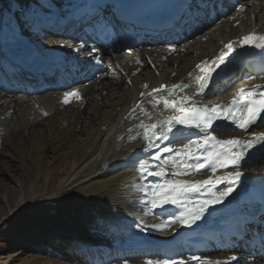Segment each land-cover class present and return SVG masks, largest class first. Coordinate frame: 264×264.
Returning <instances> with one entry per match:
<instances>
[{
	"label": "bare ground",
	"instance_id": "bare-ground-1",
	"mask_svg": "<svg viewBox=\"0 0 264 264\" xmlns=\"http://www.w3.org/2000/svg\"><path fill=\"white\" fill-rule=\"evenodd\" d=\"M14 1L15 0H0V31L3 30L1 34H4L8 40L12 42V46L15 47L17 51L21 49L26 50L28 48L26 51L32 53L30 56L31 61L48 58L50 61L52 60V62H55L64 54L66 58H71L72 55H75V52H73L74 49L71 47V39L68 36L51 35L48 37H40L36 34L32 36L30 42L27 43L28 40H24L20 31L25 28L26 22L34 15L30 14L29 11L40 13L39 11L43 8L51 10L53 6L46 0H28L29 2L25 6L14 3ZM66 1L68 2L69 0ZM71 3L72 2L69 1L65 4L62 7V12L70 10L72 8ZM54 7L57 8L55 12L58 15L62 13L60 9L58 10L57 5H54ZM24 10L28 11L26 12L29 14V17H24ZM231 13L232 14L224 19H219L218 21L212 19L203 23L201 27L198 26L193 28L188 34L177 38L175 41L169 42L168 46L140 50L134 48L135 37L131 35H119L110 44L98 42L99 46L97 49H99V51L96 55L100 56V60H95L91 63L94 67L92 76L86 82H82L85 86L77 85L70 90H78L81 99L69 97V102L64 103V93L69 92L65 90L61 93L59 92L60 90L57 91L55 89L25 93L19 88H0V97L4 98V100L0 102V141L2 145L5 146L9 137L14 135L18 136L17 134L20 135L24 128L28 129L30 132V130L36 126H45V120L53 114L50 113L51 108L61 106L62 109L69 107L73 110H77V105L86 102V99H91L93 103L99 100V98H102L101 103H105L104 97L108 100L109 98L110 100L114 99L108 105V108L101 110V106L100 109L96 107L91 111L92 114L90 116L88 114L90 113L88 108L85 110L86 108L84 109L83 107L80 110V113H84L85 117L86 115L89 116V120L87 122L85 121L86 123L83 122L84 124L81 128V133L84 134V139L80 141L81 146H83V160H81L82 157H80V152L76 150L77 148L75 146H70L66 157L72 156L73 160L68 164L67 170L59 173L54 172L53 174L63 175L66 179L65 181L69 179L72 180L74 175H78L76 176L78 178H83L90 166L92 167L94 165L96 167L99 162H102L105 155L110 152L111 155H109V157H112V160L109 162L107 161L109 166L103 169L104 171L101 172L103 173L102 176L99 175V177L104 178H101L98 187H105L111 182H118L126 178L121 181V184L124 183L123 187L119 188L122 186L120 185L118 188H113L119 189L120 194L122 193V196L119 198L122 204H128L126 208L120 209L116 216L110 219V234L112 235L110 242L112 246L127 251L136 249L141 250L143 248L142 253L145 252L146 254H143L147 255L151 254L150 250L154 245H157L164 253H169L177 248L179 244L183 243L186 247L185 251L191 254V260L187 261V259H183V261H185L186 264H200V261L206 259L193 260L192 257H197L199 252H204L206 249L204 247L205 244L196 243V239L206 237L211 232H217L223 228L226 223L234 224L236 220L243 221L248 216L257 213V203L249 201L248 198L258 193H264V150L252 151L251 155L246 157L245 161L242 162L241 171L244 175L237 184L236 191L222 204L211 206L202 219L191 227L171 223V220L179 214L180 209H178L177 206L165 205L161 207L160 211L155 212L152 210L151 206L147 204V200L142 193L138 192L134 187V185L141 183L140 173L136 165L139 159L145 158L146 154L143 152V149L147 145V141L141 134L142 129L138 126L139 122H154L159 116L160 111H163L165 115L172 114L168 110H164L162 106H158V108L154 110L152 105L148 103L149 97H141L140 94L142 92H150L151 89L158 88L161 84L171 86L173 84H179L182 81L194 87L195 81L194 79H190L188 74L196 69L197 64L202 61L211 63L215 57L219 56L224 45L229 41H236L239 39L241 33H247L253 29L259 31L263 30L258 25V22L264 17V0L239 1L237 9ZM15 14H22L21 20H13L12 16ZM203 29H206V31L199 33L193 38H189L193 35L191 32H194V30L201 32ZM187 38L189 39L186 40ZM41 46L44 48L41 49ZM172 49H175V51H172ZM91 51L92 50H87L84 53H78L80 60L77 62H80L81 59H83L82 61L84 62L85 58H91L88 56V53ZM235 52L231 55V58L234 57ZM132 65L134 66L132 67ZM230 67L229 61L226 67L221 66L218 73L214 75L209 90L204 96L197 97V99L203 100L206 104L215 103L214 100L216 99H214L213 94L217 92L218 89H213L211 87L220 80L222 71L230 70ZM86 70L87 67H84L83 71ZM144 85H148V88L146 89ZM117 86H123L126 87V89L116 95L114 92H108V90H111L110 88L113 89ZM231 90L232 88H228V91L222 93L220 97H231L235 92L231 93ZM50 91H52L53 94L49 93ZM21 93L25 94V96H21ZM93 94L95 95L94 97H96L95 101L91 98ZM229 94H231V96ZM141 102L143 103V107L150 114L151 119L140 113L138 105H140ZM97 106L99 105L97 104ZM133 109H135L134 114ZM254 127L255 126H253L249 132H244L243 130L234 129L232 127H229L228 132H216L217 129H221V127H216L214 134L219 138L227 139L232 137L244 138L248 137L250 133L258 134L264 132L263 127L253 129ZM39 133L41 132L39 131ZM29 137L30 134H28V140ZM130 137L132 138L130 139ZM17 138L18 137H16V139ZM24 142L20 141L17 143L23 148ZM185 142L186 141L183 139H178L174 141V144L175 146H179ZM159 143L161 145L167 144L166 141H159ZM19 147H17L16 144H11L9 149L11 148L15 157L21 160L23 158L22 152L25 151L19 149ZM5 154L7 153H4V155L1 154L0 157H11H7ZM63 156L64 154L58 155L59 158H63ZM11 160H14V158ZM82 163H87L88 168L81 170ZM3 164L2 160L0 165ZM38 167L41 168L42 165L39 164ZM250 167L251 169H248ZM1 168L2 167H0V172L4 173L5 171ZM102 168L104 167L102 166ZM122 169H125V171L120 172ZM152 170H155L154 164ZM251 170H253V172ZM222 171L223 170H221V173ZM209 175H211L210 171H201L200 173H193L185 177V179L201 180L207 178ZM154 180H156L154 176L147 177L148 182ZM225 186V184H220L217 185V188L222 189ZM138 224H140L141 227H137ZM157 225L161 227L158 228L156 227ZM119 233H121L124 238L115 242L113 239H115V236ZM232 238L234 241L236 240L237 243L234 246H231L233 244H231V242L227 244L229 248L226 249V251L228 253L230 252V254L226 256L224 254L226 252H224L222 257L211 260L223 261L233 255L237 258L239 257L236 252L238 250L241 251L242 246L235 235L232 236ZM226 241L227 240L222 241L221 238L215 237V248H221ZM258 253L259 250L256 251L250 264H264V249H261L260 255ZM123 256H125V254ZM239 258L237 261L230 262V264H236L241 261Z\"/></svg>",
	"mask_w": 264,
	"mask_h": 264
},
{
	"label": "rangeland",
	"instance_id": "rangeland-1",
	"mask_svg": "<svg viewBox=\"0 0 264 264\" xmlns=\"http://www.w3.org/2000/svg\"><path fill=\"white\" fill-rule=\"evenodd\" d=\"M52 6L51 10L57 9L54 5ZM62 7L58 5L60 12L63 11ZM33 12L29 11V13ZM21 16L22 14H15L12 18L18 21L21 20ZM262 21L263 19L260 22ZM205 31L206 29L202 32ZM21 36L26 41L35 34L27 31ZM189 38H193V36ZM43 48L41 46V49ZM110 89L108 92H114L116 95L126 87L117 86ZM20 95L25 96L23 93ZM94 96V94L91 95V98L95 101L96 97ZM2 100L4 98L0 97V102ZM113 100L104 97L105 104L101 103L102 98H99L94 102V105L91 99H86V102L77 105V110L69 107L62 109L61 106L51 108L50 113H53V116L51 115L45 120V126H36L30 132L24 128L20 135L9 137L5 146L0 141V155L7 153L5 154L7 157L11 156L10 158L0 157V162L3 160L4 163L0 167L5 171L4 173L0 172V264H148L149 260H191V254L185 251V244H179L176 248L177 251L174 252L173 249L174 251L169 252L172 254L168 256H163L168 253H164L157 247L159 252L147 255H141L138 249H136L137 251L133 250L135 251L133 254L124 250L125 256L123 257L124 254H119L117 248L112 246L110 219L114 218L117 212L126 208L128 204H122V201L119 200L122 193L120 194L119 189H114L120 185L122 186L119 188L123 187L124 183L121 184V181L126 178L118 182H111L105 187H98L101 178H104L99 175H103L101 172L109 166L107 163L112 160V157H109L110 152L96 167L90 166L91 168L89 167L83 178L74 175L73 181L71 179L65 181L63 175L53 174L67 170L68 164L73 160L72 156L66 157L70 146L77 148L76 150L80 152L81 160H83V146L80 141L84 139V134L81 133V128L89 120L91 111L96 107L100 109V106L101 110L106 109ZM83 107L86 108L85 110L88 108L89 116L85 117L84 113H80ZM221 130L217 129L216 132H228V130ZM28 134H30L29 140ZM20 141L28 142H24L22 148L17 143ZM11 144H16L17 147L20 146L19 149L25 151L22 152L21 160L15 157L11 148L9 149ZM152 152L154 149L150 150V153ZM59 154H64L63 158H59ZM13 158L14 160H11ZM145 158L150 160V154L145 155ZM39 164L42 165L41 168L38 167ZM85 168H88V164L82 163L81 170ZM121 171L123 172L125 169ZM251 171L253 172V170ZM121 238L124 237L119 233L113 240L118 242ZM208 248L207 251L199 252L197 257L199 259H218L224 253L221 248H215L216 250L213 251H209ZM93 249H97L98 252L94 258L90 254ZM240 253L241 259L238 258L241 261L236 264H250L249 256L246 253ZM224 254L228 256L230 252ZM119 255H122L123 258H119Z\"/></svg>",
	"mask_w": 264,
	"mask_h": 264
},
{
	"label": "snow or ice",
	"instance_id": "snow-or-ice-1",
	"mask_svg": "<svg viewBox=\"0 0 264 264\" xmlns=\"http://www.w3.org/2000/svg\"><path fill=\"white\" fill-rule=\"evenodd\" d=\"M246 46L261 51L260 62L264 65V34L253 32L236 41H229L211 63L202 61L197 64L196 69L188 74L189 78L195 81L194 87L182 81L171 86L161 84L150 92L140 94L141 97H149L148 103L154 110L162 106L172 114L165 115L160 111L154 122H139L141 134L147 141L143 152L146 155L150 154L151 162L147 158L137 161L141 183L134 187L142 193L147 204L153 209L165 205L177 206L180 209L179 214L171 220V223L191 227L202 219L211 206L222 204L236 191V186L244 175L241 171L242 162L251 155L252 151L264 150V132L250 133L244 138L227 139L219 138L214 134L218 126L217 122H226L228 126L244 132H249L253 126H264V84L242 86L228 101L206 104L203 100L197 99L206 94L214 75L221 66H227L236 49ZM83 47L85 45L82 43L80 48ZM98 51L99 49L93 48L88 56L99 61L100 56L96 55ZM258 74L264 78V67ZM144 87L147 89L148 85ZM69 97L81 99L78 90L65 92L64 103L69 102ZM138 107L142 115L151 119L142 102ZM134 113L135 109H133ZM178 139L186 142L175 146L174 141ZM159 141H166L167 144L161 145ZM153 149L154 152L150 153ZM153 164L155 170H152ZM201 171H210L211 175L201 180L185 179ZM148 176H154L156 180L148 182ZM220 184L226 186L218 189L217 185ZM137 227L141 225L138 224ZM192 259L199 260L195 256ZM237 259L233 255L223 261L206 259L200 261V264H230ZM148 264H186V262L165 259L149 260Z\"/></svg>",
	"mask_w": 264,
	"mask_h": 264
},
{
	"label": "water",
	"instance_id": "water-1",
	"mask_svg": "<svg viewBox=\"0 0 264 264\" xmlns=\"http://www.w3.org/2000/svg\"><path fill=\"white\" fill-rule=\"evenodd\" d=\"M160 208H155V209H153V210H155V211H158Z\"/></svg>",
	"mask_w": 264,
	"mask_h": 264
}]
</instances>
